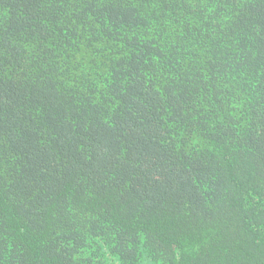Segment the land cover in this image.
Instances as JSON below:
<instances>
[{
  "label": "trees",
  "instance_id": "16d2710c",
  "mask_svg": "<svg viewBox=\"0 0 264 264\" xmlns=\"http://www.w3.org/2000/svg\"><path fill=\"white\" fill-rule=\"evenodd\" d=\"M0 264H264V0H0Z\"/></svg>",
  "mask_w": 264,
  "mask_h": 264
}]
</instances>
